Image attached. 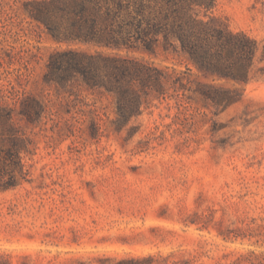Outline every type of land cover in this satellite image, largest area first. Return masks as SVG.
Masks as SVG:
<instances>
[{"label": "rangeland", "instance_id": "374dc122", "mask_svg": "<svg viewBox=\"0 0 264 264\" xmlns=\"http://www.w3.org/2000/svg\"><path fill=\"white\" fill-rule=\"evenodd\" d=\"M27 1L0 0V91L60 111L36 124L17 120L31 139L22 154L29 172L0 192V264H253L245 256H264V0H215L209 10L258 40L241 101L216 113L171 90L122 131L108 121L98 134L45 82L50 55L69 44L28 14ZM131 53L169 72L186 68L161 43ZM80 95L116 117L111 96Z\"/></svg>", "mask_w": 264, "mask_h": 264}, {"label": "trees", "instance_id": "16d2710c", "mask_svg": "<svg viewBox=\"0 0 264 264\" xmlns=\"http://www.w3.org/2000/svg\"><path fill=\"white\" fill-rule=\"evenodd\" d=\"M214 5L215 0H29L26 9L46 24L55 40L69 44L50 55L45 82L56 85L58 97L67 95L65 104L77 107L91 132L98 134L103 130L101 122L108 121L115 131H122L152 100L173 97L171 90L188 102L201 100L213 106L216 113L242 100V84L251 80L259 43L248 32L210 14ZM73 42L101 49L74 47ZM158 43L183 55L186 68L171 67L169 72L168 66L131 53L134 49L154 52ZM81 88L111 96L116 117H111L108 105L82 97ZM14 94L10 104L6 99ZM17 94L0 91V192L15 187L29 172L22 154L30 151L31 139L17 120L36 124L60 111L53 109L57 104ZM245 258L264 264V256L254 251Z\"/></svg>", "mask_w": 264, "mask_h": 264}]
</instances>
